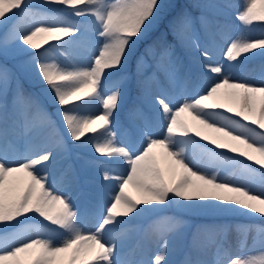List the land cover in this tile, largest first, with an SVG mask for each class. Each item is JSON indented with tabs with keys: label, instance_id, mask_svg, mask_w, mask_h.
I'll list each match as a JSON object with an SVG mask.
<instances>
[{
	"label": "snow or ice",
	"instance_id": "snow-or-ice-1",
	"mask_svg": "<svg viewBox=\"0 0 264 264\" xmlns=\"http://www.w3.org/2000/svg\"><path fill=\"white\" fill-rule=\"evenodd\" d=\"M166 7L163 0H40L36 5L32 0H0V21H14L0 39V56L29 55L22 71L46 86L67 132L65 137L54 114L26 95L15 73L0 64V264H170L168 238L179 239L184 231V222L175 216L154 223L151 234L163 238L154 257L135 259L123 252L135 231L133 221L161 205L176 203L184 210L213 214L243 210L264 218V68L258 82L235 74L248 59L246 54L264 55V36H250L254 27L264 26V0H242L236 14L240 31L224 49L223 64L213 63L209 49L195 39L197 22L207 28L212 21L203 11L199 16L181 12L172 23L173 35L198 53L201 71L215 74L213 82L200 91H188L195 85L185 75L186 91L175 103L153 97L156 115L166 129L162 138L145 134L139 150L118 139L114 113L132 85L125 66ZM194 7L222 10L229 5ZM69 17L85 19L74 22ZM82 42L90 56L78 61L66 49L69 43ZM146 55L157 57L156 69L170 84L181 78L183 60L175 45L166 41L149 45L136 61L141 78L136 81L139 103L129 111L133 122L149 119L141 104L150 93L148 84L158 82L155 72L144 73ZM114 73L118 78L109 86ZM17 126L29 135L44 134L53 147L10 159L9 132ZM128 132L127 127L121 129V134ZM68 140L80 142L79 147L91 146L94 159L87 163L105 157L109 163L126 165L120 175L103 171V180L113 187L94 228L85 226V214L70 195L55 190L56 178L41 171L60 152L68 151ZM231 232L236 234L234 243L228 240ZM249 239L260 245L259 251L249 249ZM206 247L214 248L211 261L200 258ZM191 251L197 255L193 258L190 253L182 264H264V225L204 226L193 237Z\"/></svg>",
	"mask_w": 264,
	"mask_h": 264
},
{
	"label": "rangeland",
	"instance_id": "rangeland-1",
	"mask_svg": "<svg viewBox=\"0 0 264 264\" xmlns=\"http://www.w3.org/2000/svg\"><path fill=\"white\" fill-rule=\"evenodd\" d=\"M40 0H32L34 5L39 4ZM164 2V0H163ZM242 2V1H241ZM240 3H230L224 0H204V1H195V4H227L228 8L222 10L216 9H200L195 8V11L192 12L193 15L199 16L203 11L204 14L209 18L212 23L205 28L199 22L196 24L195 30V39L203 46L209 49L212 53L213 63H224L223 51L226 48L229 41L234 38L240 31V22L236 19V14L240 11ZM11 15V14H10ZM76 19H85L77 18ZM159 19L154 23L153 27H156L159 23ZM4 21H0V32L4 28ZM222 26V27H221ZM151 28V29H152ZM252 38H260L264 36V33L254 35L251 34ZM64 40L71 41L72 37H65ZM62 42V41H61ZM55 43V42H53ZM184 49V55L181 56L183 60V65L180 69V77L176 80L174 84H170L167 77L163 72L161 74L165 77L163 81L157 74L158 82H152L150 86V93L146 98L145 104L148 110L154 112L156 115L157 109L153 103V97L160 95L169 100H172L175 103L176 100H179L185 93L186 88L184 84L183 76L187 75L191 78L192 83L197 80L198 77L205 78V86L213 82L215 74L209 75L206 72H202L200 69V57L198 53L194 50H188L181 45ZM11 50V45H10ZM68 55L73 57L78 61H83L87 56H90V53L86 52V42L82 43H69L66 49ZM261 50H256L259 53ZM27 53L25 52H16L14 56H9L8 58L14 59V64L21 67L28 61L30 58H24ZM248 59L243 65H241L237 71L236 76L241 80L245 81H259V74L262 68H264V55H253L252 53L246 54ZM197 56V59L194 60V57ZM59 62L65 63V59L62 56L56 57ZM235 63V62H233ZM146 65H149V62L146 61ZM13 71L11 67H8ZM13 73H15L13 71ZM204 74V75H203ZM16 77L19 79L18 75L15 73ZM14 87V86H13ZM46 87L42 89L44 95L51 103L50 97L46 94ZM191 91L192 88L187 89ZM202 90V89H201ZM129 94L122 99L121 106L118 107L114 113L115 123L114 130L118 132V139L121 143H131L134 147L139 150L141 144L143 143L145 134L152 135L154 138H162L166 129L164 121L160 124H155L151 115L149 119L145 122L142 119H137L133 122V126L129 129L127 134H121V125L117 119L118 110L126 104V99L130 96ZM52 104V103H51ZM95 110L99 112L100 106L97 104ZM56 112V109H55ZM231 115V114H229ZM58 116V115H57ZM59 117V116H58ZM159 118V117H158ZM22 120V118L20 117ZM41 133H32L31 135L25 133L24 129L19 126L18 131L15 135L9 138L11 142V148L9 152L10 159H22L28 154H35L39 151L44 150L45 148H52L50 144H47L44 148L38 149H27V146L33 139V137L39 136ZM194 136V133L192 134ZM199 140L201 144H207L206 141H203L199 137H194ZM84 139H87L85 137ZM80 142H75L69 147L68 151L60 152L55 161L47 164L41 169V171H47L55 179L54 188L56 191L61 193H67L73 199L74 205L79 210L82 208L84 203L89 198H94L98 201L99 207L92 210L84 218V223L87 228H94L97 222V216L101 211V205L106 199L107 193L112 190L113 183L104 181L102 173L104 170H110L113 175H120L126 171V165L116 162L109 163L108 158L99 157V161L103 163H87L90 160L84 158L83 154H90L94 157V153L91 149V146L88 147H79ZM209 147H214L208 145ZM18 149V151L16 150ZM54 150V149H53ZM224 155L233 156L234 154L227 152V150H217ZM96 157L99 154H95ZM239 159V157H237ZM181 203H185L181 201ZM173 210L175 212H183L189 217L184 219V231L182 236L179 239L168 238V260L170 264H179L183 262L186 256L190 253L193 258L197 255L192 253L191 244L192 240L190 239L191 229L194 224H197V230L200 231L207 219L214 218L219 221V225H229L235 226L238 224H252L249 220L259 216L252 215L249 216L245 211L241 210L240 212L226 213V214H213L199 211L184 210L178 207L176 203L170 206H156L155 210L148 211L138 217L133 221L135 231L128 237L125 242L123 252L126 256L135 259H144L149 260L160 250L162 245L163 238L159 235H152L151 230L154 225V218H161L162 212ZM134 215V214H133ZM193 218H196L195 220ZM42 219V218H41ZM124 219H131L127 217ZM223 220V221H221ZM150 230V233H147ZM149 234V235H148ZM254 235V234H253ZM149 236V237H148ZM228 240L232 243L236 240V234L234 232L229 233ZM249 249L252 252L259 251L260 245H252L251 239H249ZM200 258L211 261L214 257V248L206 247L202 253L199 254ZM181 262V263H182Z\"/></svg>",
	"mask_w": 264,
	"mask_h": 264
},
{
	"label": "trees",
	"instance_id": "trees-1",
	"mask_svg": "<svg viewBox=\"0 0 264 264\" xmlns=\"http://www.w3.org/2000/svg\"><path fill=\"white\" fill-rule=\"evenodd\" d=\"M195 1H204V0H164L165 5H169V7H166L162 14L160 15L159 23L156 27L152 28L146 39L139 42V44L136 47L135 55L131 57L129 63L125 66V71L128 73V75L132 78V85H131V94L126 99V104L124 107H122L120 110H118L117 113V119L120 122L121 128H131L133 126V122L129 120V111L133 107V105L139 103L137 100L138 95V88L136 86V81L140 79L141 77L137 76V68H136V61L137 58L145 54V50L149 47V45L157 44L162 41H166L170 44L175 45L177 53L182 56L184 55V49L180 46L179 41L177 38L173 35L172 31V23L175 20V18L183 11H189L193 12L195 11L193 3ZM226 2L230 3H240L242 0H224ZM69 19L73 20L74 22H80L84 19H76L69 17ZM14 23L13 20L7 21L5 23L4 28L0 32V39L3 38L4 34L11 28L12 24ZM264 33V26H256L252 29L251 34L258 35ZM56 43V42H55ZM24 58H30L27 54L24 56ZM156 59L157 57H154L153 55H146L145 60L149 62V65H146L144 69V73L147 76H151L154 72L163 80L165 81V77L161 74V72H158L156 69ZM197 59V56L194 57V60ZM14 59L7 58L0 56V64L7 65V67H11L13 71L18 75L20 83L22 85L23 91L26 95L33 96L35 99L40 101L49 112H52L54 114V119L56 120L57 124L60 127V130L62 134L66 137L67 132L63 129L62 121H60L59 117L55 115V106L51 104L46 96L44 95L42 89L46 87L43 85L37 77L34 75H25L22 71V68L14 64ZM204 75V74H203ZM206 77V76H204ZM204 77H198L197 80L194 82L195 88H192L191 91H200L205 86V78ZM118 78V74L114 73L112 76L109 77V86L111 82L115 81ZM152 82L148 84V87L150 88ZM14 88V87H13ZM12 98H13V90H10L8 92V104H9V117L11 119L12 116ZM146 101V100H145ZM145 101L141 104V106L145 109L146 113H149L154 121L155 124L162 123L161 118H158L154 115V112L147 109ZM17 120H21L20 117L17 115ZM19 126L16 127L14 131L10 130L9 132V138L12 136V134L17 133ZM75 142L68 140L67 144L69 147H71L72 144ZM47 144L44 134H40L39 136L33 137L29 145L27 146V149H38V148H44ZM51 145V144H50ZM52 146V145H51ZM18 151V149H16ZM84 158L87 160H93L94 157L90 154H83ZM242 159V158H239ZM99 163H103V161H99ZM98 201L94 198H89L84 203L82 208L80 209L81 213H84V218L87 216L92 210L98 208ZM165 216H175L184 221L189 215L183 213V212H175L173 210H168L165 212H162L161 217ZM159 218H154V222H156ZM194 220L196 218H193ZM220 220H216L214 218L207 219L204 223V226H212V225H218ZM223 221V220H221ZM251 223H255L257 225H264V218L256 217L249 220ZM32 222H36L35 218ZM203 226V227H204ZM55 228L56 226H52ZM199 231L197 230V224L195 223L194 226L191 229L190 233V239L193 240V237L197 235ZM150 233V230L147 232ZM149 235V234H148ZM149 237V236H148ZM182 262V261H181ZM179 264H182V263Z\"/></svg>",
	"mask_w": 264,
	"mask_h": 264
}]
</instances>
